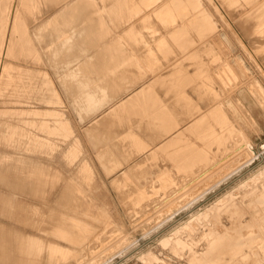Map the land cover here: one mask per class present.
I'll list each match as a JSON object with an SVG mask.
<instances>
[{"label": "rangeland", "instance_id": "rangeland-1", "mask_svg": "<svg viewBox=\"0 0 264 264\" xmlns=\"http://www.w3.org/2000/svg\"><path fill=\"white\" fill-rule=\"evenodd\" d=\"M83 26L88 50L59 41ZM79 66L116 95L84 112L62 80ZM92 129L114 134L99 145ZM114 143L126 159L107 170ZM263 166L264 0H0V211L13 191L16 205L0 225L26 264H146L148 250L151 264H264V174L239 186Z\"/></svg>", "mask_w": 264, "mask_h": 264}, {"label": "bare ground", "instance_id": "bare-ground-1", "mask_svg": "<svg viewBox=\"0 0 264 264\" xmlns=\"http://www.w3.org/2000/svg\"><path fill=\"white\" fill-rule=\"evenodd\" d=\"M84 27L85 29L87 28L86 26H83V28H80L79 31H76V30H73L70 34H66V35H58L60 38H59V41L63 44V45H74L76 44L75 42V38L77 37V35L79 36H83V32H85L84 30ZM94 28V27H92ZM100 28H102V25H100ZM88 29V28H87ZM88 33H91V34H94V33H97V30L95 29H91L90 28L88 29L87 31ZM82 34V35H81ZM36 37L39 39H43L41 38L40 34L37 33ZM86 39V36H83L82 39L79 40V43H80V49L82 50H88L89 49V46H88V43L85 41ZM59 49H56L55 51V54H59ZM54 54V53H53ZM92 57V56H90ZM228 60V59H227ZM227 60H224V62ZM229 63V62H228ZM228 63H224L225 65ZM230 64V63H229ZM231 66V65H230ZM227 67H225L226 69ZM230 69V68H229ZM227 73L229 71H226ZM225 72V73H226ZM230 74V73H229ZM77 75H81L82 77L81 78H77ZM67 76H70L71 78H68ZM63 82L64 84L67 86V84L69 85L68 81H71V86H72V89H73V86L74 88L78 89V90H75V93L73 92V98L78 102V103H83L84 104V109H82L84 112L87 111V109H90L92 106H96L98 103H100V98H104L105 100L113 97L116 95V93H112L111 92V88L107 85V84H104V83H96L93 81V79L88 75L87 73V70H85V68L79 66L78 68H76V70L74 72H69L67 73L66 75L63 76ZM234 78V77H233ZM242 79V78H241ZM232 80V79H231ZM239 80V79H238ZM116 81L118 82H122L124 84H122V86H126L128 85L130 79L128 78V75L126 73H120V75L118 76V78L116 79ZM235 81V80H234ZM73 82V83H72ZM126 82V83H125ZM238 82V81H236ZM234 82V84L236 83ZM231 83V82H230ZM229 83V84H230ZM233 85V84H232ZM238 85V84H237ZM249 85V84H248ZM252 86V85H251ZM235 87V86H234ZM231 89V88H230ZM251 90V89H250ZM252 92V91H251ZM231 109L232 113H234L235 115L238 116V118H242L243 119V116L240 112V110L238 109V107L236 106V104L231 100V99H228L227 100V103H226ZM250 107V106H249ZM173 110L175 112L178 113V110H176L174 108V106H172ZM147 129V128H146ZM148 131V130H147ZM102 134V135H101ZM110 133H106V134H103V133H97V138L99 139H102L104 141L107 140V136L106 135H110ZM92 135L96 136V133L95 131L92 133ZM101 135V136H99ZM149 135V133H148ZM248 146H249V149L245 150V152L243 154H249L248 155V158L245 160V163L247 162H251L253 159H255L256 157V151L253 147V145L251 143H248ZM119 151V154H120V150L118 149ZM121 156H123V154L121 153ZM121 161L119 160V156L114 154L111 150H108L105 152V154L103 155L102 157V164L106 167V168H111L114 169L115 167L121 165L122 163H120ZM238 162H241L238 160ZM244 162V161H243ZM216 164L217 163H214L213 165H211L208 170L212 169L214 171H216L215 169L217 168L216 167ZM244 164V163H243ZM229 165V164H228ZM237 166V164H235ZM242 165V163H241ZM224 168V166H221ZM242 167V166H241ZM220 168V167H218ZM217 168V169H218ZM222 168V169H223ZM231 167H229L228 169H230ZM240 168V166L238 167ZM237 168V169H238ZM228 169L226 171H228ZM235 169V170H237ZM212 170L210 172H212ZM223 170V171H225ZM234 170V171H235ZM222 171V172H223ZM225 171V172H226ZM231 171V170H230ZM233 171V170H232ZM206 172V171H204ZM204 172H202L201 174H199L198 176H196V178H198L199 176L203 175ZM221 172V171H220ZM221 172V173H222ZM224 172V173H225ZM214 173V172H212ZM212 173H209V174H212ZM232 173V172H231ZM228 172V174L226 173V175L222 178H220L219 181L223 180V179H226L229 177V175L231 174ZM220 174V173H219ZM218 174V175H219ZM264 174V166L262 168H260L258 171L254 172L249 178L247 179H244L243 181H241V183H239V186H245L247 184H250V180L254 179L255 178H260L262 177V175ZM222 175V174H221ZM143 176V174L141 175H137V178H141ZM209 177V175H207ZM204 177V176H203ZM202 177V178H203ZM212 177H215L214 175ZM217 177V175H216ZM219 177V176H218ZM201 178V179H202ZM199 179V178H198ZM206 179V178H205ZM208 179H211L208 178ZM1 180L2 181H5L7 183H10L11 185H14L15 187L17 188H21V187H26L25 185V182L21 181L20 179L18 178H15L13 179V181H11L10 179V175L9 174H6L5 176H2L1 177ZM196 179L194 178L192 181H195ZM212 180V179H211ZM214 180V179H213ZM218 180V179H217ZM202 181V180H201ZM209 181V180H208ZM215 182V181H214ZM207 183V182H206ZM217 183V182H216ZM194 184V183H193ZM198 184V183H197ZM196 184V185H197ZM210 184V183H209ZM214 184V183H212ZM252 184V182H251ZM195 186V184H194ZM215 186V185H214ZM213 186V187H214ZM248 186V185H247ZM211 188V184L209 186ZM208 188V187H207ZM209 189V188H208ZM233 189L225 192V194H223L221 197H219L216 202L213 204V205H209L207 207H205L204 209H199V210H195L193 212H191V217L185 221L184 223L176 226V228H173L171 232H169V234L163 236V241L166 243V244H171L174 240L175 237H172V239L170 240L171 236L172 235H178L181 230H184V229H194L195 225H197L198 223L196 221H201L202 218H207L219 207H221L222 205H226L227 203H231L234 199H235V196L234 194L232 193ZM198 192V191H197ZM202 193V192H201ZM199 193H196V196L198 195ZM6 196L1 200V207H2V211H0V213L2 214H6L8 216L10 215H13L14 213V207L16 206L15 205V193L14 191L9 193V194H5ZM194 195V194H193ZM191 197V196H190ZM201 197V195H200ZM192 199V197L190 198V200ZM196 199V198H195ZM194 199V201H195ZM180 201V200H179ZM193 201V200H191ZM186 202V201H185ZM190 202V201H188ZM186 204V203H185ZM189 204V203H187ZM192 204V202H191ZM182 206V205H181ZM184 208V207H183ZM179 209H182L181 207ZM178 210V209H177ZM171 216V215H170ZM169 216V217H170ZM160 223V222H159ZM222 225V224H221ZM224 226V225H222ZM157 227V226H156ZM13 228H16L15 226H13ZM226 229H228V227H225ZM8 229V230H6ZM219 229V228H218ZM217 228H212L209 232H208V237L210 238V240H212V244L211 247H216L217 246V243H218V238L220 237V235H223L224 232H221V231H218ZM226 231V230H225ZM11 230L10 228H5L4 226H1L0 225V264H26L25 263V260H23L22 258H19L17 257L18 255L14 254L13 251L17 250L18 252H21V251H25L26 249V246L22 243H19V245L15 247V249L12 247L11 245V238L13 237H10L9 234H10ZM15 241H19L20 240V237L19 236H16L14 237ZM179 239V238H178ZM184 247V245H183ZM124 250V249H123ZM26 253V252H25ZM202 256V253H196V258L198 256ZM141 257H146L145 258V262L146 264H151V261H150V258L152 257L154 259V253L151 251V250H148L147 252H142L141 253ZM162 264H173V261L169 258H166L163 259V263Z\"/></svg>", "mask_w": 264, "mask_h": 264}, {"label": "crops", "instance_id": "crops-1", "mask_svg": "<svg viewBox=\"0 0 264 264\" xmlns=\"http://www.w3.org/2000/svg\"><path fill=\"white\" fill-rule=\"evenodd\" d=\"M66 75V74H65ZM64 76V75H63ZM62 76V80H63V77ZM68 78H71L70 76H67ZM82 76L81 75H77V78H81ZM64 83V82H63ZM65 85V84H64ZM104 98H100V101H102ZM95 131V133H96V136H94V135H92V133ZM111 132V134L110 135H106L107 136V140L106 141H104V140H102V139H99V138H97V133H103V134H106V133H110ZM90 134L92 135V137L93 138H95L96 140H97V142L99 143V145H103L105 142H108V141H110L111 139H112V136H113V134H114V131H111V130H109V131H106V132H102V131H98V130H95V129H92L91 131H90ZM102 135V134H101ZM101 135H99V136H101ZM117 145V143H114L113 144V147H109V149L108 148H106V149H103V150H99V157H100V161H101V163H102V157H103V155L105 154V152L106 151H108V150H111L114 154H116V155H118L119 156V160L120 161H123V159L122 158H125L126 159V155H127V153H124L122 150H121V148H119V146L117 147L116 146ZM118 149L120 150V154H119V151H118ZM121 153L123 154V156H121ZM120 163H122V162H120ZM104 166V165H103ZM121 165H119V166H117V167H115L114 169H112V170H117V169H120L119 167H120ZM105 167V166H104ZM106 168V167H105ZM107 170H111V168H106Z\"/></svg>", "mask_w": 264, "mask_h": 264}]
</instances>
